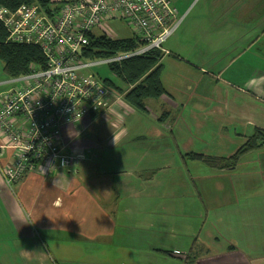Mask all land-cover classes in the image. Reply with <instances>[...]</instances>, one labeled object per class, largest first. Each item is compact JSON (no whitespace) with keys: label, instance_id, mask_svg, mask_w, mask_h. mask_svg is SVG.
I'll use <instances>...</instances> for the list:
<instances>
[{"label":"crops","instance_id":"0c3cea01","mask_svg":"<svg viewBox=\"0 0 264 264\" xmlns=\"http://www.w3.org/2000/svg\"><path fill=\"white\" fill-rule=\"evenodd\" d=\"M205 10L214 30H187L182 17L164 44L165 94L131 109L115 141L93 126L115 113L92 115L61 134L66 151L87 155L74 169L12 188L0 172V264H264V145L230 169L204 161L264 132V0ZM10 156L0 151V170Z\"/></svg>","mask_w":264,"mask_h":264},{"label":"built area","instance_id":"2783aa9c","mask_svg":"<svg viewBox=\"0 0 264 264\" xmlns=\"http://www.w3.org/2000/svg\"><path fill=\"white\" fill-rule=\"evenodd\" d=\"M52 1L47 10L36 4L13 10L0 6L6 41L37 46L45 60L44 66L33 65L28 74L0 83L4 88L0 90V151L11 152L9 164L0 172L8 188L29 173L50 176L84 161L83 153L65 150L63 130L116 101L103 78L90 70L151 50L167 54L164 44L180 23L178 0ZM111 21L124 22L141 46L101 59L84 58L89 34Z\"/></svg>","mask_w":264,"mask_h":264},{"label":"trees","instance_id":"16d2710c","mask_svg":"<svg viewBox=\"0 0 264 264\" xmlns=\"http://www.w3.org/2000/svg\"><path fill=\"white\" fill-rule=\"evenodd\" d=\"M22 4H36L47 10L52 0H0V6L15 9ZM6 32L0 23V61L3 64V73L8 79L28 74L33 65L44 66L45 60L37 46L14 44L6 41ZM138 38L114 39L105 35L89 34L88 46L82 56L89 60L108 57L117 52L134 50L141 46ZM162 53L151 50L144 55L126 59L120 64L110 65L108 69L123 84L130 85V90L125 92L123 100L134 109L145 112V101L158 99L165 94L161 80L162 66L160 64ZM106 86L111 87L109 79H103ZM115 85V84H114ZM114 87V86H113ZM116 90L117 88L114 87ZM4 89V88H0ZM264 145V132L255 130L253 137L231 157L228 158H204L211 168L230 169L236 166L241 155L258 149ZM192 158L201 159V156L191 154ZM178 256V255H175ZM198 256H187L185 264H190Z\"/></svg>","mask_w":264,"mask_h":264},{"label":"rangeland","instance_id":"374dc122","mask_svg":"<svg viewBox=\"0 0 264 264\" xmlns=\"http://www.w3.org/2000/svg\"><path fill=\"white\" fill-rule=\"evenodd\" d=\"M207 5V0H180L176 3V7L178 10V20L181 22V19L183 21V27L186 28L187 30H191L194 32H198V31H203V32H208L210 33L212 30H214L211 27H207L205 26V15H207V11L205 10ZM180 24V23H179ZM179 26V25H178ZM101 32H105L104 35L114 38V39H128L129 37L132 36L131 30L126 26V24L124 22H118V21H114V22H106L103 26L98 27L97 29H95L93 31L94 35H102ZM194 39L197 40V37H195ZM211 40L213 42H216V38H211ZM166 45V43H165ZM165 49V48H164ZM167 51V49H165ZM170 55V53L167 51V54H162L161 60L163 59V63H162V71L161 73L163 74V83L166 82L167 80H171L168 73V67L165 61V56ZM181 58L182 59H186L185 55L183 53H180ZM187 61V60H186ZM91 73L93 74H98L101 78L103 79H109L110 81L114 82V84L111 83V90H113V93L116 95V101L114 102L118 104H116L113 108L112 106L107 107L106 109L100 111L96 115H100L104 112H109L110 113H115V117L110 118L109 123H108V117H102L100 119H97L96 121H94L93 125L94 126V131L97 132L99 135H101V137H103L104 139H107V136L112 140L115 141L114 139L121 134L122 131L125 130L126 128V122L130 119L129 117V112H131V109H133L135 111L134 108H132L131 106H129L124 100L123 97L125 95V92L130 90L131 86L130 85H125L123 83H121L113 73L110 72V70L108 69V67L105 66H100L98 68H93L92 70H90ZM8 78L6 77V75L3 73V64L0 61V83H3L5 81H7ZM117 88V90L114 87ZM113 93H111V97L113 96ZM113 100V99H112ZM111 100V101H112ZM123 105L124 107L128 108V109H122L120 106ZM129 107H127V106ZM120 109H122V112L119 113ZM110 110V111H109ZM92 116V115H91ZM161 121V118L159 119ZM121 123V125H120ZM108 126L112 127L114 130H116L117 128H120V131L112 136L108 133ZM81 128H83V126L81 125ZM93 136V127L89 126L88 129H86L85 133L80 137V140L83 138H92ZM107 141V140H106ZM85 158H86V154ZM81 164V163H80ZM79 164V165H80ZM14 187V185H13ZM165 254V253H163ZM179 253H177L178 255ZM166 255V254H165ZM176 255V254H175ZM183 256H179L178 258H181ZM197 260V259H196ZM196 260H193L190 262V264H195ZM160 262L162 263L161 259H159V264Z\"/></svg>","mask_w":264,"mask_h":264}]
</instances>
